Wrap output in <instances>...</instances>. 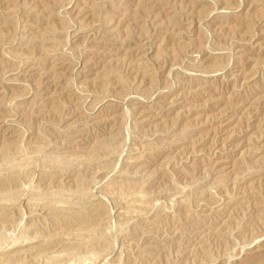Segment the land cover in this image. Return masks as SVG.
Segmentation results:
<instances>
[{
	"label": "rangeland",
	"instance_id": "obj_1",
	"mask_svg": "<svg viewBox=\"0 0 264 264\" xmlns=\"http://www.w3.org/2000/svg\"><path fill=\"white\" fill-rule=\"evenodd\" d=\"M0 264H264V0H0Z\"/></svg>",
	"mask_w": 264,
	"mask_h": 264
},
{
	"label": "bare ground",
	"instance_id": "obj_2",
	"mask_svg": "<svg viewBox=\"0 0 264 264\" xmlns=\"http://www.w3.org/2000/svg\"><path fill=\"white\" fill-rule=\"evenodd\" d=\"M222 169V168H221Z\"/></svg>",
	"mask_w": 264,
	"mask_h": 264
}]
</instances>
